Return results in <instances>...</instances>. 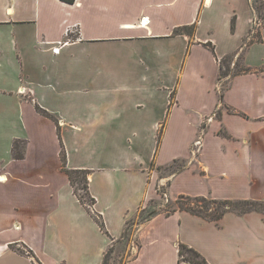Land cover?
I'll use <instances>...</instances> for the list:
<instances>
[{"label": "crops", "instance_id": "0c3cea01", "mask_svg": "<svg viewBox=\"0 0 264 264\" xmlns=\"http://www.w3.org/2000/svg\"><path fill=\"white\" fill-rule=\"evenodd\" d=\"M256 1L264 7V0H150L147 9L139 0H0V264H103L119 246L123 264H188L180 244L208 264H264V213L228 212L215 223L148 206L159 199L158 184L171 199L264 201V26L254 25ZM185 26H194L191 37L174 33ZM219 32L229 49L216 53L210 40ZM157 44L165 45L161 55L149 54ZM232 54V66L241 54L248 71L224 78L219 99L218 60ZM204 60L212 66L208 87L198 72L185 92L183 78ZM163 75L171 86L151 78ZM17 141L22 159L13 156ZM174 161L187 166L164 174ZM64 167L89 172L91 206L78 201Z\"/></svg>", "mask_w": 264, "mask_h": 264}, {"label": "trees", "instance_id": "16d2710c", "mask_svg": "<svg viewBox=\"0 0 264 264\" xmlns=\"http://www.w3.org/2000/svg\"><path fill=\"white\" fill-rule=\"evenodd\" d=\"M67 3H74L75 0H62ZM256 10L258 13H260L259 17H261L264 20V7L261 3L257 5ZM262 15V16H261ZM175 34H181L185 33L189 37H191L194 33V26H185L179 29H176L174 31ZM210 49V51L215 55L214 52V46L209 43L206 45ZM235 57V54L225 56L221 60H218L219 63V77L218 79H224L229 75H236L242 72H247L248 69L245 67H240L239 63L242 61V55L240 54L238 56V59L235 63L234 68L238 69L237 72L231 71L230 66L232 65L233 59ZM173 97V94L171 95ZM222 98V92L219 94V99ZM172 100V98H171ZM36 110L45 115L48 116L50 119L53 117L49 115L46 111L40 109L38 106H36ZM23 149L24 146L21 142H15L13 145V156L15 159H22L23 158ZM61 159L64 163L65 161V153L62 149L61 151ZM178 161H174L172 164L176 163ZM172 164L165 167L166 169H169ZM185 168V166H184ZM184 168H180L177 172L181 171ZM64 172L66 173L70 185L73 188V192L75 196L77 197L78 201L86 206L89 207L94 203V199L90 196L88 191V171L84 170H67L65 167L63 168ZM78 190L82 191L83 194H79ZM154 203V202H152ZM176 206L171 208V210H167L163 212L165 215L169 216L170 214L176 212V211H183L187 212L193 216H196L198 218L215 222L217 223L222 219V217L228 213H236V214H245L249 212H260L264 213V201H254V200H218V199H210L205 197H187V196H179L176 201ZM97 223L102 231H104V224L101 220H97ZM15 249V247H12ZM19 252H22L18 250ZM178 254L181 261H184L188 264H208L206 260L194 249L187 247L186 245H178ZM111 256H112V249L110 248L103 260V264H111Z\"/></svg>", "mask_w": 264, "mask_h": 264}, {"label": "rangeland", "instance_id": "374dc122", "mask_svg": "<svg viewBox=\"0 0 264 264\" xmlns=\"http://www.w3.org/2000/svg\"><path fill=\"white\" fill-rule=\"evenodd\" d=\"M139 1L143 5H145V9L148 8L150 0H139ZM257 5H259V4H257V1H256V7H257ZM138 9L141 10L142 7H138ZM263 13H264V10H263ZM259 15H260V13H258V17H257V15H254L253 16V20L255 21L256 19H258L262 23V25L264 26V20L261 17H259ZM214 36H215L214 39L216 41H212V40H210V41L215 46V52L216 53H217V51L222 52V51H226V50L229 49V47H228V45L226 43L228 41L222 40V36L220 35V32L217 33V34H215ZM212 38H213V36H212ZM157 46H159L158 47V50L156 48ZM164 47H165L164 44H162V45L161 44H157L156 46L153 47V49L149 50V54L150 53L151 54L154 53V54H157V55H161V53L163 52V49H165ZM205 55L206 54L203 53V55H202V58L203 59H205V57H206ZM233 61H234V59H233ZM205 63H207V64H205ZM203 64L204 65H202V67H200V68H202L200 70L199 69H196V64H194L193 67H192V69H190L188 71V73L186 74V76L183 78V80H184V87H183V89H184L185 92H188L190 90L189 88L191 86H193L196 82H198L200 80L199 77H198V75H197L198 72L202 73V76H203L202 77V80H201L202 81L201 82V86L202 87H205V88L208 87V84L210 83V78H211L210 76L212 74V66H210L208 60H204ZM198 65H200V64H198ZM239 66L242 67V63L241 62L239 63ZM230 68H231V71H233V72H237L238 71V69H235L232 65L230 66ZM151 78L154 79V81L159 82V84H163V85H166V86L167 85L168 86H171L170 84H171L172 81H170L169 76H166V75L164 76L163 75V76H160V77H151ZM175 83H177V77L175 79ZM225 85H226V82L223 81V79H221V80L218 81V89H219L220 93H221V91L224 90ZM186 99L187 100H191V98L189 97V95H186ZM197 101L204 102L205 101V98L200 97ZM208 102H209V100H208ZM169 143L171 144V141H169ZM167 151L170 152V148L169 147H168ZM184 166L185 167L187 166V164L185 162L178 161V162L172 164V166L169 169H166L165 172H164V174L167 175V174H170V173H175L180 168H184ZM78 193L79 194H83V192L80 191V190H78ZM158 196H159V199L158 200H155L154 203H149L148 206H151V208H155V209L159 210L160 213H163V212H165L167 210H171V208H173L174 206H176L175 204H176L177 198L176 199H171L168 196L169 202L166 203V204H164L163 200L161 199L162 198L161 197L162 195H161V192L160 191H158ZM126 252H127L126 247L123 248V247H120L119 246V249H116L115 254L112 253V256H111V259L112 260H111L110 263L111 264H123L124 259L126 257Z\"/></svg>", "mask_w": 264, "mask_h": 264}, {"label": "built area", "instance_id": "2783aa9c", "mask_svg": "<svg viewBox=\"0 0 264 264\" xmlns=\"http://www.w3.org/2000/svg\"><path fill=\"white\" fill-rule=\"evenodd\" d=\"M257 20L258 19H256L254 21V25H257V23H258ZM58 50H59V48H56L53 51L57 53ZM214 116H215V114H213L212 117H210L208 119V122H210L213 119ZM201 148H202V134H200L197 137V139L194 141V143L192 145V149H191L192 156L193 157H196L197 154L200 152ZM164 187H165V185L158 184L157 185V190L161 192V195H162L161 196L162 197L161 199L163 200L164 204H166V203L169 202V199H168V194L166 192V189Z\"/></svg>", "mask_w": 264, "mask_h": 264}, {"label": "bare ground", "instance_id": "6f19581e", "mask_svg": "<svg viewBox=\"0 0 264 264\" xmlns=\"http://www.w3.org/2000/svg\"><path fill=\"white\" fill-rule=\"evenodd\" d=\"M142 25H144V26H145V25H146V22H143V23H142Z\"/></svg>", "mask_w": 264, "mask_h": 264}]
</instances>
